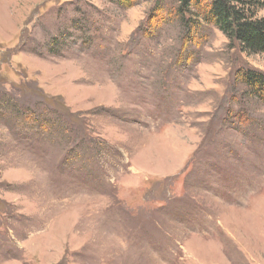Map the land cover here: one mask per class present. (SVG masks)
<instances>
[{
  "label": "rangeland",
  "instance_id": "374dc122",
  "mask_svg": "<svg viewBox=\"0 0 264 264\" xmlns=\"http://www.w3.org/2000/svg\"><path fill=\"white\" fill-rule=\"evenodd\" d=\"M178 5L0 0V264H264V54Z\"/></svg>",
  "mask_w": 264,
  "mask_h": 264
},
{
  "label": "trees",
  "instance_id": "16d2710c",
  "mask_svg": "<svg viewBox=\"0 0 264 264\" xmlns=\"http://www.w3.org/2000/svg\"><path fill=\"white\" fill-rule=\"evenodd\" d=\"M177 14L193 7L204 22L214 25L242 51L264 54V19L257 18L250 0H175ZM236 82L246 88L245 95L264 102V74L254 69H238ZM242 112V111H241ZM244 114V113H243ZM241 116V120H242ZM239 121V120H238Z\"/></svg>",
  "mask_w": 264,
  "mask_h": 264
}]
</instances>
